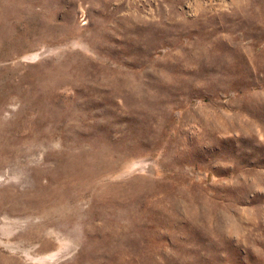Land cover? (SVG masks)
Instances as JSON below:
<instances>
[{
    "label": "rangeland",
    "instance_id": "374dc122",
    "mask_svg": "<svg viewBox=\"0 0 264 264\" xmlns=\"http://www.w3.org/2000/svg\"><path fill=\"white\" fill-rule=\"evenodd\" d=\"M0 264H264V0H0Z\"/></svg>",
    "mask_w": 264,
    "mask_h": 264
}]
</instances>
